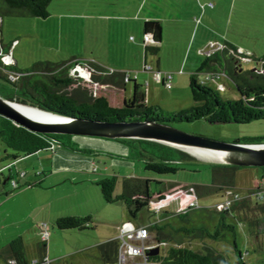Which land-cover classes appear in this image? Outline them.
Wrapping results in <instances>:
<instances>
[{
	"label": "rangeland",
	"instance_id": "1",
	"mask_svg": "<svg viewBox=\"0 0 264 264\" xmlns=\"http://www.w3.org/2000/svg\"><path fill=\"white\" fill-rule=\"evenodd\" d=\"M49 14L46 18L18 16L3 18L0 39L6 52L12 46V56L18 62L17 66L20 69L32 67L39 61L59 62L75 59L83 63L74 68L75 76L82 82H87L94 75V72L86 65L87 62L99 64L109 73L123 68L121 72L133 75L137 73L138 83L143 85L148 104L158 105L169 114H186L194 104L190 89L192 72L188 70L190 66L198 65L199 67L205 59L203 56H198L199 58L194 60L198 47H204L211 41H228L237 47L255 50L258 53L257 57L264 55V0H167L162 4L159 0H53L49 6ZM173 14L181 17L180 23L174 24L171 23L172 21L165 23L164 39L159 44L160 50L157 54L148 53V63L154 71L158 70V62L161 60V71L174 74L173 87L167 89L163 84L155 81L153 72L142 71L143 24L147 17L164 19V17L170 18ZM113 15L121 16L109 19ZM13 58L7 57L5 61L13 62ZM186 62H188L187 67H185ZM257 66V60L242 62L244 70H252ZM177 67L182 70L181 73L175 70ZM203 78H206V75L200 74V79ZM220 82L224 86L223 89L215 81H207L206 84L218 90L223 99L232 100L240 97L231 79L223 76ZM133 85V81L127 84V95H131ZM93 87L95 94L106 96L113 106L123 104L121 93L112 87L104 83ZM11 89L12 85L0 78V95L7 94ZM3 118L0 115V126ZM168 125L213 142H264V119L246 124H212L205 119H200L191 123L170 122ZM76 138L90 137L74 136L72 139L74 143H77ZM95 140L97 141L94 142L102 145L105 142H112L110 143L112 146L120 142L124 146L121 148L126 151L122 153L120 150H114L115 153L118 157H126L128 162L134 164L133 167L115 165L112 159L108 161L102 157L103 159L99 160L100 158L97 157L99 172L93 177L103 179L117 176L118 182L114 192L116 196L122 193L125 178L165 179L188 185H208L212 180L209 163L216 164L215 162L197 159L191 165H186L185 170L161 176L145 170L142 161L133 159L134 153L130 143L117 139L96 138ZM78 145L77 143V147ZM90 149H82V151L85 154L108 152L102 148H99L100 151ZM7 150L0 141V169L6 178L9 171L16 176V172L22 171L21 166L31 159H18L12 164V161L7 158V153L9 155L13 153ZM104 167H108V170L104 171ZM91 180L75 185L66 181L55 188L57 196L54 198L53 209L49 205V211L45 209L44 213H49V216L55 214V217L62 213H67L68 216H91L93 221L91 226L84 230H59L55 224H52L55 226L51 230L54 238L46 243L51 262L49 264H102L99 260L98 245L110 240L113 223L121 214L124 216L127 214V208L123 202H105L100 186ZM23 181H25L24 178L21 179L22 188ZM259 181L264 182V167H240L235 171L234 191L226 188L220 193L200 198L201 207L207 206L212 212L202 208L185 213L186 219H182L178 213H175L178 204L184 200V195H179L181 197L173 202L170 209L156 213L151 205L150 210L142 212L136 221L139 222L144 218L146 220L152 215V219L159 221L160 225L170 224L176 229L206 228L212 232L217 225L218 213L221 212L218 204L224 203L225 197L232 198L228 192L239 194L243 199ZM7 185L10 195L21 192L22 188L14 190L15 186L11 181L7 182ZM49 192L54 193V191ZM6 198L5 193L1 194L0 202ZM30 201L31 199L23 197L21 202L11 199L0 205V247L4 245L7 235L16 234L18 231L23 236L27 256L32 262L33 258L38 259L37 244L40 227L35 217L21 222L24 221V214L29 215L33 206L36 207V203L31 205ZM41 202L44 200L39 198V204ZM211 203H215L212 204L214 206H211ZM169 212L175 213L176 216L170 217L167 214ZM157 216L159 217L155 218ZM235 216L228 217L227 224L234 227L236 243L246 261L248 264L263 263L264 225L255 228L251 225V218L245 214L237 212ZM164 231H166L165 236L171 237L170 226H167ZM151 235L155 246L156 232H151ZM180 236L183 237L182 246L184 247L194 250L212 247L228 255L231 263L236 259L232 233L225 232V236L219 240L188 237L184 234ZM160 243L165 252L171 247L179 246L176 238L172 241L160 239Z\"/></svg>",
	"mask_w": 264,
	"mask_h": 264
},
{
	"label": "trees",
	"instance_id": "2",
	"mask_svg": "<svg viewBox=\"0 0 264 264\" xmlns=\"http://www.w3.org/2000/svg\"><path fill=\"white\" fill-rule=\"evenodd\" d=\"M52 1L0 0V31L5 17H48L50 15L49 6ZM164 1L167 2V0H159V3L162 4ZM177 17L178 19L171 23H180L181 17L178 15ZM162 21L163 19L160 17L156 19L147 17L143 24V47L147 53L157 54L160 50L159 44L164 39V24L169 22L163 23ZM147 35L152 36L153 42H145ZM211 43L220 42H210L204 47H198L194 56V60L198 56H203L205 59L199 67L197 65V70L190 77V89L194 104L186 114H169L158 105H149L143 85L137 83V78H132L131 73L121 71L109 73L94 62H87L86 64L94 72L91 80L87 82H82L80 78L75 76L74 68L83 65L82 62L75 59L59 62L39 61L32 67L20 69L17 66L18 62L12 56V46L6 52L0 39V78L12 85L10 92L1 96L19 104L69 117L107 122L157 121L168 124L170 122L191 123L205 119L212 124H246L264 119V55L256 58L257 67L252 70H244L242 68L243 61L238 58L239 48L237 46L224 41L221 43L225 46L223 50L207 55L203 50ZM243 51L247 53L246 50L243 49ZM7 57H12L13 62L7 64L5 62ZM145 67L148 66L145 65ZM212 72L223 73L231 79L240 97L232 100L223 99L218 90L200 83L204 79H200V74L206 75ZM128 75L130 76L127 80ZM131 81L134 82L131 97L125 100L121 106H113L106 96L95 94L96 91L93 87L103 83H114L124 87L126 82L130 83ZM73 138L72 135L33 132L5 117L0 126V141L8 150L12 151V155L7 153V158L12 161V164L20 158L51 150L56 145L79 150L77 144L72 141ZM117 140L130 143L134 153L133 159L142 161L145 170L161 176L176 174L185 170L186 165H191L194 160H197L178 148L162 143L138 139ZM250 143L256 142L251 141ZM209 165L212 170L211 184L193 185L191 187L198 200L202 196L220 193L226 188L229 191L235 189V171L240 167L212 163ZM8 175L10 176L9 181L16 183L15 190L22 188L17 180L12 177L11 171L8 172ZM3 177L4 180L8 179L4 175ZM167 181L165 179L125 178L122 193L117 196L114 195L118 182L117 176L106 177L96 183L101 188L105 202H123L129 216L136 220L142 212L150 210L154 201L162 200L176 191L177 184ZM36 186L41 185L36 184ZM249 194L243 199L234 200L226 210L218 213L217 225L212 232L206 228L188 229L181 227L176 229L170 224L160 225L159 221L150 224V231H157L159 240L172 241L176 238L179 244V246L169 248L166 252L161 250L158 255L152 256L150 259L159 261L161 264H248L242 250L236 243L234 227L227 224V218L234 217L237 212H240L251 218V225L255 228L264 225V200L251 196L252 191ZM203 210L212 212L210 209L203 208ZM187 214L179 215L185 220ZM92 221L91 216H67L59 218L55 225L59 230H84L91 226ZM167 226H170L171 237L165 236L166 231L164 230ZM225 232L232 233L234 237L236 259L233 263L230 262L228 255L220 253L212 247L194 250L182 246L183 237L180 235L183 234L188 237L219 240L225 236ZM17 233L7 235L9 241L0 247V260L4 264H32L27 256L23 237ZM119 248L118 239L98 245L99 260L102 264H118ZM37 251L38 259L33 264H41V261L45 259L47 254L45 240L38 243Z\"/></svg>",
	"mask_w": 264,
	"mask_h": 264
},
{
	"label": "crops",
	"instance_id": "3",
	"mask_svg": "<svg viewBox=\"0 0 264 264\" xmlns=\"http://www.w3.org/2000/svg\"><path fill=\"white\" fill-rule=\"evenodd\" d=\"M117 16H121V15H113V17H109V19H116ZM177 19H178L177 14H173V15H170V18L164 17L162 22L164 23L166 21H175ZM213 42H220V41H213ZM220 43H223V42H220ZM238 48H239V50L243 51V49H244L247 52H250L254 56L252 60H256L258 53L255 50L245 49L244 47H238ZM188 58H190V56ZM148 60H149V55L144 49V64L142 67L143 72H153V76H154V73L157 71L162 72L160 69L161 60H159V62H158V70L157 71L153 70L152 66L148 63ZM187 63L188 62H186L185 67H187V65H188ZM145 65L150 67V69H146ZM178 68L179 67H177L175 70H178V72L181 73L182 70L180 68L179 69ZM117 69H119V68H117ZM189 69L190 70H188V72L193 73L195 70H197V66H190ZM123 70H124L123 68H120V71H123ZM115 71H118V70H115ZM136 74H134V75L132 74L131 75L132 78H134V76ZM221 79H219L218 83H221L220 82ZM153 80H154V77H153ZM174 80L175 79H174V74H173V83H174ZM137 83H138V75H137ZM127 84H129V82H126V85L124 87H121V86L114 84V83H109L106 85L112 87L114 90L119 91V93H121V95H122V102H124L125 100H127L131 97V95H127ZM139 84H141V83H139ZM131 94H132V92H131ZM146 99H147V97H146ZM95 139L96 138H91V137L90 138H76V141L79 144L78 145L79 150H73V149H69V148L64 147V146L56 145L51 150L41 151V152H38L36 154L30 155L27 157H23V159H28V158H31V159L29 162H27L26 164H23L21 166V169H22L21 172H19V171L16 172L18 177H17V175L15 176V175H13V173H11L12 177L14 179H16L18 184L21 186H22L21 179H23V178L25 179V181H23L24 187L20 190L21 192L19 191L20 193H17V194L10 195L11 193L10 194L8 193L7 182H9L10 176L8 175L7 176L8 179L4 180L3 175L5 176V174L2 171V169H0V174L2 175V177L0 175V195L3 193H5L7 195L6 200H3V202H0V205H3L5 203H7L8 201H11V199L18 200L19 202H21L23 197L31 199V201L29 202L31 205L36 203V207L34 208V206H33L32 211H30L29 215L24 214V216H23L24 221H21V222H25V221L29 220L30 217L31 218L35 217V220H38V224L40 227V230L38 232V236H39L38 237L39 238L38 243L44 241L43 236H44L45 232L48 233V237L45 240V243H47V241H49V240H53L54 235L52 234L51 230H52V227L54 228L56 226V225L55 226H53V225L56 223V221L59 218L68 216V215H66L67 213L66 214L65 213L59 214L57 217H55V214H52L49 216V213H47V214L44 213L45 209H47L49 211V207H48L49 205H50L51 209H53V204H54V200H55L54 198L57 196V194H56L57 192H55L56 187L63 185L64 182H66V181H70L71 183H74V185L77 183H80V182H88L91 179H92L91 181L95 182V183L100 181L101 179H97V178L93 177L94 175L97 174V172H99V168L97 167V164H98L97 157L100 158L99 160H102L103 159L102 157L108 159V161H110L109 159H112V162L115 165H121V166L131 165L133 167L134 164L132 162H128L129 160H127L126 157H118V154L115 153L114 150H120L122 153L126 151L124 148H121L124 146H122L120 144V142L119 143L116 142L117 144L115 142H113V143H115V145L113 144V146L111 145L112 142H105V144L102 145V144H97V142H94V141H97ZM82 140H84V141L81 142ZM90 148H92V150H97V151H100L99 148H102L104 150H107L108 152H97V153H90V154L83 153L82 149L91 150ZM99 153H101V154H99ZM99 155H101V156H99ZM20 159H22V158H20ZM103 170L104 171L108 170V167H104ZM167 182L177 184V186L175 187L176 188L175 190L190 191L192 189L191 187L193 186V185H188L187 183H180V182H175V181H167ZM36 184H40L41 186H36ZM11 188H13V187H11ZM14 190H15V187H14ZM49 191H54V193L50 194ZM39 198H42L44 200V202H41L39 204ZM177 203H180V202L177 201ZM212 204H215V203L210 204L211 206H214ZM30 207H32V206H30ZM179 208H180V204H178V209ZM178 209L175 211L176 214L178 213ZM191 211H195V210L189 209L185 213H190ZM170 213L171 212L168 213V215H170V217L176 216V215H174L175 213H172V214H170ZM158 217L159 216H157L155 218H158ZM127 221L134 223V225H136L138 227H142V226H149L150 224L155 223V221H157V220L154 221V219H152V215H151V216H148V218L146 220L144 218L143 220L137 222L135 219H132L129 216L128 211H127V214H125V216H124V214H121L119 216V218H117L116 221L113 223V227L111 230L109 241L116 240V239L120 238L121 233H122L121 232V226L123 223H125ZM155 232H157V231H155ZM17 234L22 236V234L20 232H18ZM156 235H157V233H156ZM152 238H153V236L151 235V238L148 241L150 243V245H152L153 241H154V238H153V240H152ZM8 241L9 240L6 236L4 245L7 244ZM155 242L157 244L154 247H156V249H159V252H158V254H159L161 252V250H163L161 245H160L161 244L160 240L158 238H156ZM32 260L33 261L32 262L30 261V262L33 264V262H35L36 259L33 258ZM41 262H42L41 264L51 263L49 256H48V253L46 254L45 259ZM0 264H4L3 261L0 260Z\"/></svg>",
	"mask_w": 264,
	"mask_h": 264
},
{
	"label": "water",
	"instance_id": "4",
	"mask_svg": "<svg viewBox=\"0 0 264 264\" xmlns=\"http://www.w3.org/2000/svg\"><path fill=\"white\" fill-rule=\"evenodd\" d=\"M17 106L38 110L40 113L46 115L47 118L45 120L32 118L24 114ZM0 115L37 133L65 134L112 140L138 139L153 141L178 148L201 161L208 160L194 155L190 152V149H204L219 152L222 161L215 162L216 164L235 167H264V142H213L157 121L107 122L74 118L19 104L5 99L1 95ZM158 252L159 249H156L150 252V255L156 256Z\"/></svg>",
	"mask_w": 264,
	"mask_h": 264
},
{
	"label": "built area",
	"instance_id": "5",
	"mask_svg": "<svg viewBox=\"0 0 264 264\" xmlns=\"http://www.w3.org/2000/svg\"><path fill=\"white\" fill-rule=\"evenodd\" d=\"M146 43L153 42L152 36L147 35L145 37ZM225 48V46L221 43H211L207 46L203 52L207 55H211L215 52L221 51ZM241 57V58H240ZM253 54L250 52H244L239 50L238 58L241 61H250L253 59ZM9 58V57H8ZM6 62V61H5ZM7 63V62H6ZM11 63V62H10ZM7 63V64H10ZM146 69H150V67H146ZM127 77V80L129 79ZM225 76L223 73H208L206 74V78L200 81L202 84H206L207 81H215L218 83L219 79ZM155 80L158 83L163 84L167 89L172 88L173 83V73H162L155 72L154 73ZM137 78V75L134 76V79ZM218 86L223 89V84L218 83ZM13 185L16 186V183L13 182ZM251 196L255 198H259L264 200V182L259 181L254 189L251 190ZM232 195V198L225 197L224 203L219 204V209L221 211L226 210L234 200L241 199L242 197L239 194H232V192H228ZM179 195H184V200L180 203V208L178 209V214H185V212L189 209L199 210V209H210L207 206L201 207L199 204V200L196 197L193 189L190 191L178 190L173 194L167 195L162 200L154 201L152 205V209L155 210L156 213L164 212L171 208L173 202L178 199ZM250 194H248L249 196ZM121 236L118 238L120 242V248L118 253V264H161L159 261L151 260L152 257L150 252H153L156 247L154 245H150L148 242L151 238V231L149 226L138 227L134 225V223L127 221L121 226ZM48 237V233L45 232L43 236V240H46Z\"/></svg>",
	"mask_w": 264,
	"mask_h": 264
},
{
	"label": "bare ground",
	"instance_id": "6",
	"mask_svg": "<svg viewBox=\"0 0 264 264\" xmlns=\"http://www.w3.org/2000/svg\"><path fill=\"white\" fill-rule=\"evenodd\" d=\"M17 108L21 110L24 114L32 118L42 119V120H45V118H47L46 115L40 113L38 110L22 107V106H17ZM190 152H192L194 155L204 160L213 161V162L222 161V157L220 153L217 151H207L204 149H190Z\"/></svg>",
	"mask_w": 264,
	"mask_h": 264
},
{
	"label": "flooded vegetation",
	"instance_id": "7",
	"mask_svg": "<svg viewBox=\"0 0 264 264\" xmlns=\"http://www.w3.org/2000/svg\"><path fill=\"white\" fill-rule=\"evenodd\" d=\"M227 166V165H226ZM232 167H235V166H232ZM210 184H211V182H210ZM210 184H208V185H210Z\"/></svg>",
	"mask_w": 264,
	"mask_h": 264
}]
</instances>
